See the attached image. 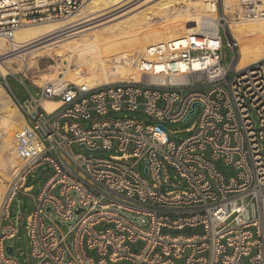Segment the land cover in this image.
Returning <instances> with one entry per match:
<instances>
[{
    "label": "built area",
    "instance_id": "obj_1",
    "mask_svg": "<svg viewBox=\"0 0 264 264\" xmlns=\"http://www.w3.org/2000/svg\"><path fill=\"white\" fill-rule=\"evenodd\" d=\"M85 1L0 0V37L11 40L23 24L68 16ZM229 10L237 18L264 17L262 0H240ZM218 21L225 28L226 18ZM224 31L151 45L148 58L134 64L141 81L89 89L51 81L37 96L28 93L26 103L13 97L26 115L14 138L25 164L0 213L7 221L0 227V264H19L4 250L19 227L17 216L9 220V206L19 189L31 192L23 179L44 163L50 175L25 217L27 257L36 264H264V57L238 69L224 67L223 47L232 54L238 48ZM53 99L60 104L47 112L41 101ZM193 103L200 113L184 129L188 136L170 140L164 122L186 120ZM122 109L141 110L150 121L105 117ZM74 144L114 152L99 157L75 151ZM218 160L232 176L225 177ZM168 166L179 180L162 190L171 184ZM101 224L109 226L97 229ZM186 227L202 232L163 231Z\"/></svg>",
    "mask_w": 264,
    "mask_h": 264
},
{
    "label": "bare ground",
    "instance_id": "obj_2",
    "mask_svg": "<svg viewBox=\"0 0 264 264\" xmlns=\"http://www.w3.org/2000/svg\"><path fill=\"white\" fill-rule=\"evenodd\" d=\"M216 9L214 0H87L68 16L23 24L15 29L11 40L0 37V74L17 71L11 69L10 60H16L23 69L33 58L57 57L64 70L45 82L52 81L59 88L69 83L89 89L121 80L141 81L144 75L134 64L139 57L148 58L151 45L168 40L184 44L190 34L208 35L226 27L234 36L237 32L257 35L250 46L231 53L232 70L264 57V19L249 23L228 19L223 28ZM197 65L194 63V67ZM11 104L0 86L3 175L14 174L24 161L16 153L14 142L16 129L24 119ZM59 104L58 100H42L47 112ZM3 187L0 178V200Z\"/></svg>",
    "mask_w": 264,
    "mask_h": 264
},
{
    "label": "rangeland",
    "instance_id": "obj_3",
    "mask_svg": "<svg viewBox=\"0 0 264 264\" xmlns=\"http://www.w3.org/2000/svg\"><path fill=\"white\" fill-rule=\"evenodd\" d=\"M223 1L224 0H214L215 5L217 7L216 10H217L218 18L225 17L226 21L228 19L229 20L233 19V20H238V21L241 20V22L246 21L245 23L251 22L250 20L243 19L242 17H240V18L235 17V15L231 12V10H229V8H228L229 6L232 8L236 7L240 0H232V1L231 0H225L224 4H223ZM262 1L264 3V0H262ZM263 19H264L263 17L260 19L256 18V19H252V21L254 22L256 20L258 21V20H263ZM221 22H223V21L221 20ZM226 28L224 29L225 31H226ZM232 36L234 39L236 38L235 40L238 43L237 47L240 49L243 46L244 47L250 46L252 44V41H254L257 37V35L252 33V32L251 33L237 32L236 36H234V35H232ZM241 36H243V37H241ZM238 48H237V50H240ZM237 50H236V52H237ZM231 53H232V51L229 48H227L226 46L223 47V49H222V55H223L222 63L224 65V67H228V65H229V63L231 61ZM141 55H143V54H141ZM56 58L57 57H53L52 59L51 58L48 59V57L39 58V59L33 58V60L31 59L30 62H28L29 66L28 67L25 66L23 69H21L20 64H18V62L16 60H10L8 62V64L10 65L11 69H13V70L16 69L17 71L16 72H7L5 74H0V81H2L3 77L5 76L6 79L8 80V84H9L8 86L13 91L14 95L18 98V100L20 102H23L25 100L27 101L29 99L28 92L31 93L32 95L37 96L38 95V94L36 95L37 90L33 86H31L28 82H26L25 84L23 83L24 86L26 85V88H27V90H25L23 84L19 81V78H17V76H21V75L26 76V79H30L32 81H34L36 79L37 81H34V83H37L38 86H42L46 83L45 82L46 80H49V79L51 80V79L55 78L54 73L57 74L58 72L64 70L60 61L58 60V58L57 59ZM70 67H72V66H70ZM20 69H21V71H20ZM51 73L54 76H52ZM233 75H234V73L231 71L229 73V77H232ZM13 76H15V77H13ZM43 80H44V82H43ZM0 86L3 87L5 89V92L9 95V92L6 89V87L4 86V83H0ZM9 97H10V95H9ZM10 100L12 103L11 107L15 108V111L17 114H20L18 109L16 108V106L13 104L11 97H10ZM199 113H200V106L197 105L195 107V111L186 120H181V121H177V122L165 121L164 126L170 132L168 134L169 139L173 140L175 142H178L181 139L188 136L189 133L184 131V129L190 127V125L197 119ZM124 116L134 117L136 119L143 120V121H150V118L148 116H146L143 113V111H141V110L130 112V111H127L125 109H122L119 111H109L105 115L106 118H110V119H120ZM63 122H64V119H62L60 121L61 124ZM84 123H85V126L88 127L90 121H85ZM24 125H25V121H23L22 125L20 127H18L16 129V131H18ZM72 147L75 151H79V152H82L84 154L91 153V154H93L95 156H99V157H107L110 154H113V152H114L113 150H104V149L97 150L94 152H89L85 148L78 146V145H75V144L72 145ZM22 163L23 164H21L20 168L18 170H16L17 172L15 171L14 174L12 173L11 175L10 174L9 175L8 174L3 175L0 173V178H1L2 184L4 186L3 188L5 189L3 192L2 198L0 200V213L2 211V208L5 206V204L7 202V198L9 197V195L11 193L15 179L19 175L18 172L23 167V165L25 164V161H22ZM216 165L224 173L226 178L233 175L232 169L224 166L221 163V161L218 160L216 162ZM167 168H168V174L170 177L171 184L167 185V186H165V185L162 186V190L172 189L173 188L172 184L176 183V181L179 180L174 169L172 167H169V166ZM138 169L140 171H143V163L139 164ZM49 175H50V168L46 163L41 164L39 167H37L33 172H31V174H29L27 176L26 181H25L26 186H32L31 192L28 194L27 193L25 194L22 191H18L17 196L14 197V199L11 202L10 207H9L10 220H12L18 213L20 214V216L22 218L20 225L18 227V232H17V237H16V247H15V251H14L16 256L21 260L22 264H36V262L34 260H31L27 257V253L29 250V239H28L27 234H26L25 221L24 220H25V216H27L31 212V210L33 209V196H35L38 193L40 187L44 184V182L46 181V179L48 178ZM6 176H7V178H6ZM53 193L58 195V193H59L58 187H56L53 190ZM5 223H6V221L2 222V224H5ZM107 226H109V225L105 226L104 224H101L100 226L97 227V229H102V228L107 227ZM60 230L66 231L67 226L66 225H60ZM163 231L169 232L171 234L191 235V234L202 232V228L201 227H194V228L186 227V228L179 229V230L164 229ZM140 246H141V242H138L136 244L131 245L132 250H134V251L138 250ZM88 252L92 256L96 257L94 250H88ZM242 260L244 262L248 261L247 258H243ZM109 264H126V261H119L116 263H109Z\"/></svg>",
    "mask_w": 264,
    "mask_h": 264
},
{
    "label": "crops",
    "instance_id": "obj_4",
    "mask_svg": "<svg viewBox=\"0 0 264 264\" xmlns=\"http://www.w3.org/2000/svg\"><path fill=\"white\" fill-rule=\"evenodd\" d=\"M13 77H15V76H13ZM17 78H19V81H22L24 84L26 83V82H28L31 86H33L36 90H37V92H36V95L37 94H39V91H40V86H38L36 83H34V81H32V80H30V79H26V76H17ZM4 82H6L7 84H8V80L6 79V77L4 76L3 77V79H2V81H0V83H4ZM23 84V85H24ZM9 85V84H8ZM10 88V87H9ZM24 88H25V90L27 89L26 88V85L24 86ZM10 91H11V94H12V96H11V99L13 100L14 98L18 101V102H20L19 100H18V98L14 95V93H13V91L10 89ZM29 93V92H28ZM31 94V93H30ZM14 97V98H13ZM53 101H57L56 99H53ZM24 103H26V100L25 101H23ZM21 103V102H20ZM14 105H15V103H13ZM41 105H42V101H41ZM16 106V105H15ZM42 107H43V105H42ZM44 108V107H43ZM21 116H22V118L24 119V121L26 122V115H24V114H20ZM25 181H26V177L23 179V187L24 188H26V185H25ZM18 191H22V192H24L25 194H26V192L23 190V189H19ZM10 207V206H9ZM17 217H18V220H19V225H20V222H21V220H22V218H21V216H20V214L18 213L17 215H16ZM15 216V217H16ZM15 217L13 218V219H15ZM26 217V216H25ZM10 220V219H9ZM25 221V220H24ZM2 222L3 221H0V227L1 226H3L4 224H2ZM7 222V221H6ZM6 224V223H5ZM12 241V240H11ZM11 241H9V242H7L6 243V245H8V244H10L11 243ZM16 247V246H15ZM14 251H15V249H14ZM14 253V252H13ZM15 254V253H14ZM16 255V254H15ZM29 258V257H28ZM29 259H31V258H29ZM32 260V259H31Z\"/></svg>",
    "mask_w": 264,
    "mask_h": 264
},
{
    "label": "water",
    "instance_id": "obj_5",
    "mask_svg": "<svg viewBox=\"0 0 264 264\" xmlns=\"http://www.w3.org/2000/svg\"><path fill=\"white\" fill-rule=\"evenodd\" d=\"M195 103L192 104L190 113L193 112ZM162 127V126H161ZM16 246V239H13L10 244L5 245L4 250L7 255H12L14 252V247ZM19 264H22L21 260L18 258Z\"/></svg>",
    "mask_w": 264,
    "mask_h": 264
}]
</instances>
